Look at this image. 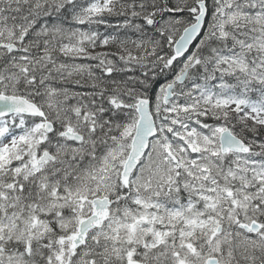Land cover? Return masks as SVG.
<instances>
[{"label": "snow or ice", "instance_id": "1", "mask_svg": "<svg viewBox=\"0 0 264 264\" xmlns=\"http://www.w3.org/2000/svg\"><path fill=\"white\" fill-rule=\"evenodd\" d=\"M0 264H264V0H0Z\"/></svg>", "mask_w": 264, "mask_h": 264}]
</instances>
